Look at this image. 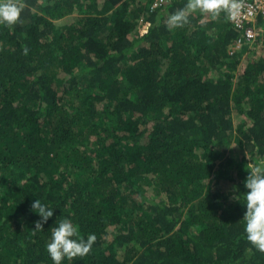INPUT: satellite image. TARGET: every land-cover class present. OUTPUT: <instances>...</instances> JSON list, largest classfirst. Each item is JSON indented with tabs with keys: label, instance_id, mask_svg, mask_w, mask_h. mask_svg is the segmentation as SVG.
<instances>
[{
	"label": "trees",
	"instance_id": "16d2710c",
	"mask_svg": "<svg viewBox=\"0 0 264 264\" xmlns=\"http://www.w3.org/2000/svg\"><path fill=\"white\" fill-rule=\"evenodd\" d=\"M23 2L0 24V264H54L63 219L96 241L62 264H264L241 201L264 160V22L236 48L224 13L169 30L187 0Z\"/></svg>",
	"mask_w": 264,
	"mask_h": 264
},
{
	"label": "clouds",
	"instance_id": "9594fccd",
	"mask_svg": "<svg viewBox=\"0 0 264 264\" xmlns=\"http://www.w3.org/2000/svg\"><path fill=\"white\" fill-rule=\"evenodd\" d=\"M25 7L23 0H0V24L8 27L22 24L21 13ZM238 8V0H187L183 8L168 17L166 27L169 30L183 28L190 23L189 18L194 13L211 16L212 19H218L224 13L226 19L234 20ZM27 53L28 49L25 47L24 54ZM245 155L252 160L248 152ZM247 165L249 175L245 180V187L248 191L244 193L243 200L239 194L234 198L246 204L247 210L243 220L247 240L259 252L264 253V160L258 164L251 162ZM31 207L42 217V221H36L35 228L43 229V224L53 216L54 209L49 208L40 199L34 201ZM57 225L52 228L51 241L47 244V252L54 264H62L65 258L71 261L89 254L96 241L94 234L85 240L80 237L77 227L69 219L60 220Z\"/></svg>",
	"mask_w": 264,
	"mask_h": 264
},
{
	"label": "built area",
	"instance_id": "2783aa9c",
	"mask_svg": "<svg viewBox=\"0 0 264 264\" xmlns=\"http://www.w3.org/2000/svg\"><path fill=\"white\" fill-rule=\"evenodd\" d=\"M163 1L154 0L152 7L160 6ZM238 3L236 18L232 20L241 31V36L236 40V48L242 47L245 42H257L260 30L263 29L261 23L264 22V0H238Z\"/></svg>",
	"mask_w": 264,
	"mask_h": 264
},
{
	"label": "rangeland",
	"instance_id": "374dc122",
	"mask_svg": "<svg viewBox=\"0 0 264 264\" xmlns=\"http://www.w3.org/2000/svg\"><path fill=\"white\" fill-rule=\"evenodd\" d=\"M259 47H260V46H259ZM258 49H259V48H257V50H258ZM260 49H261V48H260ZM259 51H260V50H259ZM259 51H258V52H259ZM232 141H233V140H232ZM233 143H234V141H233ZM152 193H153V191L151 192V194H152Z\"/></svg>",
	"mask_w": 264,
	"mask_h": 264
}]
</instances>
